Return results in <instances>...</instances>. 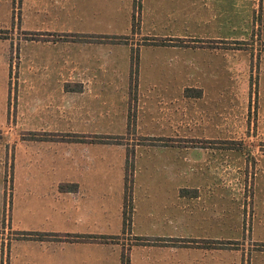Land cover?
<instances>
[{"label":"crops","instance_id":"0c3cea01","mask_svg":"<svg viewBox=\"0 0 264 264\" xmlns=\"http://www.w3.org/2000/svg\"><path fill=\"white\" fill-rule=\"evenodd\" d=\"M72 1L52 0L61 8ZM49 6L21 0L24 12ZM258 6L264 41V0H140L132 36L47 29L33 38L0 36V199L11 172L15 197L50 206L58 227L17 231L8 249L2 230L0 264L5 255L8 264H122L123 254L128 264H264V246L217 243L225 226L246 230V198L235 197L233 181L219 180L215 148L187 146L229 139L215 131L188 134L187 103L198 110L206 90L198 78L188 82L187 66L197 67L199 53H224L205 47L206 40L246 41L229 32L236 14L246 30L252 26ZM134 46L141 58L162 57L140 62L132 75ZM191 171L197 179H187ZM222 200L232 203L233 216Z\"/></svg>","mask_w":264,"mask_h":264},{"label":"rangeland","instance_id":"374dc122","mask_svg":"<svg viewBox=\"0 0 264 264\" xmlns=\"http://www.w3.org/2000/svg\"><path fill=\"white\" fill-rule=\"evenodd\" d=\"M43 1L52 6L43 12L34 13L24 12L21 0H11V6L8 0H0V29H3L0 36H11L17 40L33 38L39 37L40 34L34 31L46 29L52 32L104 35L103 37L118 33L132 36L137 32L140 6L135 0H73V5L69 4V7L63 8L55 7L52 0ZM131 11L132 14L129 16L132 17L134 26L131 25L130 30L126 31L127 14ZM210 13L197 11L193 12V15L207 16ZM186 15L189 16L190 13ZM242 17L236 14L234 31H230L229 36L236 38L246 35V41L206 40L205 47L224 49L219 51L224 52L223 55L199 53L197 67L194 68L192 64L187 66L190 74L188 82L198 78L206 90L204 103L198 102L200 104L198 110L193 101L187 103L188 134L215 131L219 137L229 139L187 140V146L189 149L215 148L213 153H217L219 158V180L233 181L237 186L231 189L235 197L246 198V218L243 221L246 230L243 231L241 226L239 231L225 226L218 231L222 236L217 243L240 245L246 241L247 246L255 248L264 246V225H260L264 224V171L259 170L261 164L264 168V41L260 39L262 31L260 6L253 13L252 26L246 24L249 31L242 25ZM187 22L190 24V18ZM73 36L76 39L82 37L78 34ZM75 49L79 51L78 47ZM158 54L159 51L155 54L144 53L141 58L135 47L131 57H136L139 71L140 64L147 63L148 58L152 57L154 63L157 62L155 58L161 59L162 56ZM14 78L16 76L10 81L13 88ZM193 90L188 88L187 94L195 95ZM131 114L133 110H130ZM129 169L130 167L126 174L127 180L130 179ZM192 171L187 174L188 180L197 179V174ZM6 174L8 177L4 176L2 179L6 193L4 192L0 199V232L7 231L4 239L7 245L5 247L8 249L10 239L19 234L17 231L24 232L29 227L48 230L52 228L51 226H57L51 222L50 206L25 202L19 195L15 197L19 190H14L10 186L12 173ZM239 183H242L243 188H238ZM126 204L124 213L129 216L130 204ZM220 208L233 216L232 203L228 200L220 201ZM54 214L56 218L63 217L61 213ZM231 233L234 236H230ZM2 264H8V255L4 256Z\"/></svg>","mask_w":264,"mask_h":264},{"label":"trees","instance_id":"16d2710c","mask_svg":"<svg viewBox=\"0 0 264 264\" xmlns=\"http://www.w3.org/2000/svg\"><path fill=\"white\" fill-rule=\"evenodd\" d=\"M135 2H136L137 5L140 6V0H135ZM133 26H134V22H133ZM157 41L158 40H152V42H150V43H154L155 44V43H157ZM131 61H132L131 62L132 63V69L134 70V72H132V75H134L135 74V70H136L135 67H136V63H137L136 57L132 56L131 57ZM127 187H128V185H127ZM125 215H126V213H124V220H123L124 226L129 223V216L128 215L125 216ZM43 235H45V234H35V236H38V237H41ZM122 264H128V258H127V256L125 254L122 255Z\"/></svg>","mask_w":264,"mask_h":264}]
</instances>
